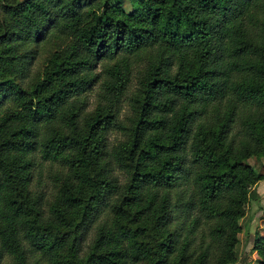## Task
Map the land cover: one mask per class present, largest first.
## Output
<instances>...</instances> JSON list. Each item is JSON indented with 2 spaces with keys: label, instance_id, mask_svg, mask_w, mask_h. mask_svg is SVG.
<instances>
[{
  "label": "trees",
  "instance_id": "obj_1",
  "mask_svg": "<svg viewBox=\"0 0 264 264\" xmlns=\"http://www.w3.org/2000/svg\"><path fill=\"white\" fill-rule=\"evenodd\" d=\"M130 2L0 0V264L240 261L264 0Z\"/></svg>",
  "mask_w": 264,
  "mask_h": 264
},
{
  "label": "rangeland",
  "instance_id": "obj_2",
  "mask_svg": "<svg viewBox=\"0 0 264 264\" xmlns=\"http://www.w3.org/2000/svg\"><path fill=\"white\" fill-rule=\"evenodd\" d=\"M115 1V0H114ZM124 9H131L130 0H120ZM249 161L261 173H264V155L262 157H250ZM260 195L259 201L251 199L246 205V212L240 219L241 229L239 231L240 261L237 264H246L249 261L248 255L252 258L256 252L252 249L253 240L258 235L264 234V178L259 180L255 185ZM254 264V263H250Z\"/></svg>",
  "mask_w": 264,
  "mask_h": 264
}]
</instances>
